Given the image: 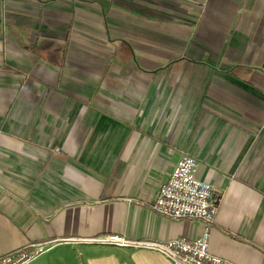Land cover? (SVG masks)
I'll return each mask as SVG.
<instances>
[{"label":"crops","instance_id":"0c3cea01","mask_svg":"<svg viewBox=\"0 0 264 264\" xmlns=\"http://www.w3.org/2000/svg\"><path fill=\"white\" fill-rule=\"evenodd\" d=\"M183 154L222 197L209 251L264 264V0H0V255L172 264L67 240L199 236L150 206Z\"/></svg>","mask_w":264,"mask_h":264},{"label":"rangeland","instance_id":"374dc122","mask_svg":"<svg viewBox=\"0 0 264 264\" xmlns=\"http://www.w3.org/2000/svg\"><path fill=\"white\" fill-rule=\"evenodd\" d=\"M184 157H189V158H192L194 160L195 166H194V170L192 171V176H194V178L196 180H199L200 182H204V183L208 184L209 186H211L214 189V191H213L214 194L217 195L219 198L217 205H216V211H215V214L213 216V220L210 224L206 223L204 221V219H202L200 217H172V216H169L167 214L162 213L156 207L157 202L160 199V197L162 196V192L166 188V186L168 185L169 180L173 176L174 171L179 164V161L182 160ZM197 169H198V161L196 160L195 157L188 156L185 154L181 155L178 158V160L176 161V163H175L172 171L169 173L168 177L160 185L158 192L156 194L155 200L153 201L152 204H150V206H151L152 210L154 212H156L157 214L164 216V217H167V218L172 219V220L194 219V220L201 221L203 223V230L199 236H197L193 239H188L185 237H177V238H172V239L165 240V241H153V240H129V239H127L123 236H119V235L101 234V235H96V236H92V237H88V238H82V239L70 238L67 241L68 242H86V243H92V244L112 245V246H119V247H124V248H134V249L145 250L148 253L157 254V256L160 258L170 260L172 262V264H177V262L171 256H169L166 253V250L164 247H162V250H161L159 248L147 247L146 244H157V245H168L169 244V245H172V246L176 247L177 249H179V246H176V242H178V241H184L186 243H194V242L206 239V241H207V254L210 256V259H204L201 264H235V263H233L227 259L216 256L209 251V241H210V236H211V230H212V227L215 223V218H216L217 212L219 210V206L221 204L222 197H221V194L217 191V189L215 188V186L213 184L206 182L204 180H201L196 176ZM184 188L185 187L183 186L182 178H180L176 181H173L172 186L169 187L170 193H169V196L167 197V202L170 204L172 211H174L178 208H181L187 202V200L190 199L188 194L183 193ZM114 237L119 238L123 242L122 241H116V240H110L111 238H114ZM57 242H58V240H45V241L34 242L31 244H27L25 246L13 249V250L5 253V254L0 255V264L5 262L6 260H8V258H12V257L18 259V264H22V262H24V264H29L37 256H39L40 254L51 249L55 244H57ZM191 250L195 251V249H191ZM181 253L183 255H185V257L193 258V256H194V254L192 252L182 251Z\"/></svg>","mask_w":264,"mask_h":264},{"label":"built area","instance_id":"2783aa9c","mask_svg":"<svg viewBox=\"0 0 264 264\" xmlns=\"http://www.w3.org/2000/svg\"><path fill=\"white\" fill-rule=\"evenodd\" d=\"M194 160L189 157H184L179 161L173 176L168 182V185L162 192V196L157 202L156 207L164 214L172 217H200L204 221L210 224L213 220V216L216 211V205L219 200L218 196L214 194V189L204 182L196 180L192 176L194 170ZM182 178L184 191L183 193L188 194L189 198L187 202L181 207L174 211L171 210L170 204L167 202L169 196V187L172 186L173 181ZM110 240L122 241L117 237L111 238ZM123 242V241H122ZM150 248H165L166 253L171 256L177 264H201L204 259H210L207 254V241L203 239L194 243H186L184 241L176 242V246L172 245H157V244H146ZM167 246V247H166ZM191 249H195L192 251ZM192 252L193 258L185 257L181 252ZM2 264H18V259L8 258ZM24 264V262H22Z\"/></svg>","mask_w":264,"mask_h":264}]
</instances>
